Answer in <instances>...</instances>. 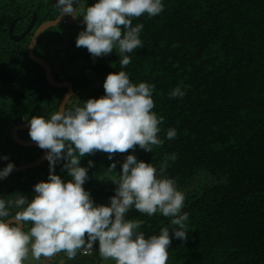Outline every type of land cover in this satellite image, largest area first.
Listing matches in <instances>:
<instances>
[{
    "label": "trees",
    "instance_id": "1",
    "mask_svg": "<svg viewBox=\"0 0 264 264\" xmlns=\"http://www.w3.org/2000/svg\"><path fill=\"white\" fill-rule=\"evenodd\" d=\"M163 3L161 14L133 20V25H144V47L130 54L131 63L124 69L116 50L94 58L86 48L77 47L74 31L78 26L73 25L67 34L54 27L39 42L42 56L37 55L48 62L51 55L60 54L84 62L83 75L72 83L73 99L81 105L83 100L104 95L103 82L110 72L123 70L134 83L155 85L153 111L163 117L158 134L163 143L152 146V152L137 146L134 152L117 153L112 161L104 152L81 158V166L94 162L84 188L95 203L109 200L116 187L111 180L117 178L107 169L111 163L117 162L119 173L125 157L134 154L159 168L166 155L175 154L166 175L175 179L185 195L182 211L189 213V232L186 241L172 239L167 264H264V0ZM54 4L51 0H0V157H9L0 159V168L9 161L16 168L41 157V149L20 146L11 131L28 124L33 115L48 118L67 93L52 87L44 69L30 59L33 33L21 41L10 36L12 23L20 18L14 34L21 35L35 11L37 26L55 20L59 11ZM70 21L67 17L65 24ZM59 41L65 43L63 49L58 48ZM50 42L54 51L47 46ZM176 86L185 95L170 99L169 92ZM169 128L177 131L173 140L165 138ZM19 136L32 141L29 131L21 130ZM63 163L55 171L66 177ZM48 174V161L17 173L0 185V196L3 189L18 186L7 198L10 202L20 189L33 188L46 181ZM18 210L14 207L15 213ZM128 218L143 220L141 231L146 236L158 234L168 223L160 213L148 217L134 208Z\"/></svg>",
    "mask_w": 264,
    "mask_h": 264
},
{
    "label": "clouds",
    "instance_id": "2",
    "mask_svg": "<svg viewBox=\"0 0 264 264\" xmlns=\"http://www.w3.org/2000/svg\"><path fill=\"white\" fill-rule=\"evenodd\" d=\"M80 3L55 0L54 4L59 17H82L85 27L76 37V46L86 48L94 58L116 50L121 69L131 63V53L144 47V25H133V20L157 16L165 7L163 0H95L91 6L83 0L84 7L78 9ZM103 88L104 95L83 100L82 105L68 94L48 118L33 115L28 120L31 140L46 150L49 174L46 181L33 186L31 200L22 196L15 201L19 210L11 219L9 205L0 199V264L50 260L61 252L74 261L79 252L93 247L114 264H167L172 239L187 240L189 213L182 211L185 195L175 179L166 175L168 161H175V154L166 155L159 168L134 154L125 157L119 173L117 162L111 163L107 169L117 178L111 180L116 187L108 204L95 203L84 188L94 162L88 160L87 166H81V158L104 152L112 161L117 153L134 152L137 146L152 152V146L163 143L158 135L163 117L153 111L155 85L134 83L121 70L108 73ZM184 95L180 86L169 92L170 99ZM176 137V129L169 128L165 138ZM62 161L66 177L55 171ZM14 168L11 161L0 168V179ZM133 208L148 217L160 213L168 223L158 234L146 236L141 231L144 221L128 218ZM25 224L30 225L27 230Z\"/></svg>",
    "mask_w": 264,
    "mask_h": 264
},
{
    "label": "water",
    "instance_id": "3",
    "mask_svg": "<svg viewBox=\"0 0 264 264\" xmlns=\"http://www.w3.org/2000/svg\"><path fill=\"white\" fill-rule=\"evenodd\" d=\"M53 2H55V0H51ZM67 18V16H61V17H57L55 20H50L45 22L44 24L40 25L35 33L34 36L32 38V41L30 43L29 46V57L30 59L35 62L36 64L40 65L46 74V78L48 83L55 88L58 89H67V93L65 94V96L63 97V99L61 100L62 104L64 102L65 97L68 94H72L73 96L75 95V90H74V86L71 82L67 81V80H58L55 76L54 73V69L51 66L50 62H48L47 60H45L44 58L38 56L36 54V49L38 47L39 41L42 38V36L49 31L50 29L57 27L59 24H61L63 21H65ZM20 20V18H18L17 20H15L10 28V36L12 37L13 40L15 41H21L23 40L28 34H30L36 27V21H37V12H34L32 21L30 23V25L28 26L27 30L25 32H23L21 35H15L14 34V30L16 27L17 22ZM21 130H26L29 131L28 128V124H22V125H18L16 127H14V129L11 131L12 137L14 139V141L19 144L22 147H26V148H31V147H35V148H39L36 143L34 141H27V140H23L20 136H19V131ZM8 133V130L5 131V134ZM40 149V148H39ZM42 150V149H41ZM42 155L41 157L35 161V162H30L24 165H20L16 168H14V170L6 177L3 179H0V185L2 183H4L6 180H8L10 177L16 175L17 173L23 172V171H27L30 169H34L37 167H40L41 165H43L47 160L45 159V152L46 150H42ZM13 191V189H9L1 199H5L8 194H10ZM34 191V190H33ZM19 197H17L14 201H12V203L9 206V215L11 214L13 207L15 205V201L18 199ZM84 260H92L94 262V264H100L101 260L99 257L96 256H92V255H88L85 256L84 254L75 262V264H80L81 262H83Z\"/></svg>",
    "mask_w": 264,
    "mask_h": 264
},
{
    "label": "rangeland",
    "instance_id": "4",
    "mask_svg": "<svg viewBox=\"0 0 264 264\" xmlns=\"http://www.w3.org/2000/svg\"><path fill=\"white\" fill-rule=\"evenodd\" d=\"M88 5H92L95 3V0H87ZM84 7V3L83 0H81V3L79 5H77L78 9H81ZM68 20H72L70 21L67 25L66 24H61L60 26V30L65 31L66 34L73 29V25L74 26H78L76 28L75 32V36L77 37L79 31H81L85 26L81 23L82 21V17H77L75 19H73L72 17L68 16ZM75 20V21H74ZM80 22L79 25H75L76 23H72L73 21L76 22L78 21ZM59 27V26H58ZM67 35L64 36L63 39L67 40ZM50 48V51H54L55 50V45L53 44V42H50L47 45ZM65 47V43L60 42L59 41V49H63ZM58 49V50H59ZM37 54H39L40 56H42V50L40 49V47H38L37 49ZM77 55V54H74ZM50 64L53 67L55 72H58L61 74V79L63 80H68L71 83H74V81L78 80L84 73L85 70V64L82 60H78V59H69L67 58L64 54H60V55H51L50 57ZM101 84H97L96 86H100ZM2 197V196H1ZM109 200H103L101 202H96L97 204H108ZM95 253H97L101 259H102V264H114L113 261L111 260H106L105 258H103L99 252H98V248L93 247ZM31 264V263H30Z\"/></svg>",
    "mask_w": 264,
    "mask_h": 264
},
{
    "label": "flooded vegetation",
    "instance_id": "5",
    "mask_svg": "<svg viewBox=\"0 0 264 264\" xmlns=\"http://www.w3.org/2000/svg\"><path fill=\"white\" fill-rule=\"evenodd\" d=\"M67 17H68V16H67ZM66 20H67V18H66ZM66 20L63 21L61 24H65V23H66ZM61 24H59L58 26L60 27ZM58 26H57V28H58ZM38 27H39V26H37V21H36V27H35V29L31 32V33H33V36H34V33H35V31H36V29H37ZM43 36H44V35H43ZM40 41H43V39L41 38ZM40 41H39V42H40ZM38 45H39V44H38ZM36 54H37V52H36ZM10 178H11V177H10ZM17 188H19V187L16 186V185H14V186H12V187H10V188L3 189V190H2L1 196L3 197V195H4L9 189H13V191H12L10 194H8V196L4 199V201H5L9 206H10V204L12 203V201H14L17 197L25 196V197H27L29 200H31V199L33 198V196H34V191H33L34 188H31V187H23L22 189H20L21 192H20L19 194H17L16 196H14V198H13L10 202H7V198H8V197H12V194L15 193V190H17ZM1 196H0V199L2 198ZM14 207H15V205H14ZM14 207H13V210H12L11 214L9 215V219H11L12 217L15 216ZM28 227H29V225H28V224H25V230H27ZM83 254H84L85 256L92 255V256L99 257L100 260H101L100 264H102V259H101V257H100L97 253H95L94 249H91V250H85V251L83 252ZM83 254H81V255H79L78 257H76V259H75L74 261H69L63 253H60V254L56 255L55 257L51 258L50 260H49V259H45V258L42 257L41 260L39 261V264H75V262H76V261H77V260L83 255ZM30 263H31V264H34V261L29 260L28 264H30ZM80 264H94V262H93L92 260H84V261L81 262Z\"/></svg>",
    "mask_w": 264,
    "mask_h": 264
},
{
    "label": "crops",
    "instance_id": "6",
    "mask_svg": "<svg viewBox=\"0 0 264 264\" xmlns=\"http://www.w3.org/2000/svg\"><path fill=\"white\" fill-rule=\"evenodd\" d=\"M58 254H60V253H58ZM58 254H57V255H58ZM34 264H39V261H34Z\"/></svg>",
    "mask_w": 264,
    "mask_h": 264
}]
</instances>
